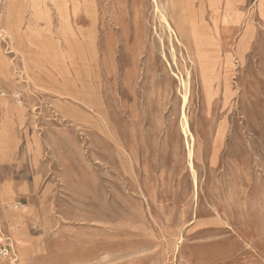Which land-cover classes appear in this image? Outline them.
<instances>
[{"label":"rangeland","instance_id":"374dc122","mask_svg":"<svg viewBox=\"0 0 264 264\" xmlns=\"http://www.w3.org/2000/svg\"><path fill=\"white\" fill-rule=\"evenodd\" d=\"M67 1L1 8L0 264H264V0Z\"/></svg>","mask_w":264,"mask_h":264},{"label":"bare ground","instance_id":"6f19581e","mask_svg":"<svg viewBox=\"0 0 264 264\" xmlns=\"http://www.w3.org/2000/svg\"><path fill=\"white\" fill-rule=\"evenodd\" d=\"M52 1H54L55 5L58 7V9L60 11V15L61 14L64 15V17L68 15V7L69 6L67 4V2H68L67 0H52ZM0 2H1L0 3V10H1V8L3 6V2H2V0H0ZM8 2L9 3L7 5H6V2H4V8H3V11H2L3 12L2 15H5V16L6 15L11 16L12 15V9H13V5L15 3V0H9ZM76 7H77V5H76ZM158 10H160L159 7H158ZM160 14H161L162 20L165 22L167 28L169 30H171L172 35L175 36L177 41H179L178 40V32L176 30H174L172 24L169 22V20H168V18L166 16V14H164L162 11H160ZM0 15H1V12H0ZM69 32L71 33V36H72L73 41L75 43H83V44H85L87 42V36L85 35L84 32H80V33L77 34L76 32H74L72 27L70 28V26H69ZM2 53H4V52H2ZM5 64H6L7 67L5 66ZM8 67H9V63L7 64L4 61V59H3L2 55H1V51H0V71H3L5 74H7V71H8L7 68ZM184 86H185L186 92H185L184 102H183L182 109H181L182 110V126H183L184 134L187 137V142H188V146L187 147H188L189 166H190V168L192 170V173L194 174L195 184H197L196 174H195V167H194V158H192L193 144H194L195 138H194L193 133L190 130L187 111L184 109V105H186L187 95H188L187 94L188 86H187L186 80L184 81ZM189 137H190V139H189ZM194 188H195V186H194ZM6 199H8V198H6Z\"/></svg>","mask_w":264,"mask_h":264},{"label":"crops","instance_id":"0c3cea01","mask_svg":"<svg viewBox=\"0 0 264 264\" xmlns=\"http://www.w3.org/2000/svg\"><path fill=\"white\" fill-rule=\"evenodd\" d=\"M3 8H4V5H3ZM0 12H1V10H0ZM0 24H1V18H0ZM5 66H6V64H5ZM7 69H8L7 73L12 70L10 65ZM0 74L3 77L7 76L3 71H0ZM1 93H2V95H1L2 100L0 101V122L6 123L7 127L9 128L10 126L13 125V123L21 121V119L23 118V113H22L23 101L17 98L16 100L19 104V107L14 106L13 102L10 100V98H7L6 94L3 93L2 91H1ZM18 96H20V93L19 92L15 93V97H18ZM8 133L9 132L7 130H0V138L6 136ZM7 149H9V147L5 143L3 148L0 147V154L1 153L4 154L5 152H8ZM3 189H4L3 191L5 194V197L9 199L7 201H10V202L14 201L15 195H14L13 187L12 186H6V187H3ZM19 217L22 218L21 213H19ZM26 234H27V229H26Z\"/></svg>","mask_w":264,"mask_h":264},{"label":"built area","instance_id":"2783aa9c","mask_svg":"<svg viewBox=\"0 0 264 264\" xmlns=\"http://www.w3.org/2000/svg\"><path fill=\"white\" fill-rule=\"evenodd\" d=\"M0 3H1V2H0ZM16 98H19V96H18V97H16ZM9 249H10V248H6L5 250H3V249H2V250H0V251H1V252H6V253H9Z\"/></svg>","mask_w":264,"mask_h":264}]
</instances>
